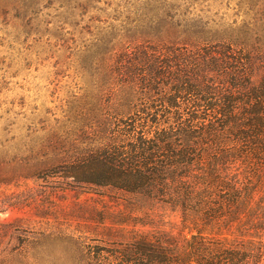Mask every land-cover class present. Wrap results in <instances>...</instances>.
<instances>
[{"label": "rangeland", "instance_id": "rangeland-1", "mask_svg": "<svg viewBox=\"0 0 264 264\" xmlns=\"http://www.w3.org/2000/svg\"><path fill=\"white\" fill-rule=\"evenodd\" d=\"M263 82L264 0H0V264H114L144 237L194 233L174 183L128 192L66 178L79 161L101 175L105 159L110 173L162 166L189 183L214 170L252 189L257 229L244 211L205 233L264 264V155L240 137L253 135L247 94ZM158 139L186 150L185 168L166 151L135 168L131 149Z\"/></svg>", "mask_w": 264, "mask_h": 264}, {"label": "trees", "instance_id": "trees-1", "mask_svg": "<svg viewBox=\"0 0 264 264\" xmlns=\"http://www.w3.org/2000/svg\"><path fill=\"white\" fill-rule=\"evenodd\" d=\"M261 91H252L251 94H247L249 99L248 104L251 109L247 114L250 120V124H246V128L253 133L248 135L242 133L244 136H240L242 139L250 137L247 142L254 146L252 152L255 156L264 155V82L261 84ZM206 101V100H205ZM235 102V101H232ZM237 102V101H236ZM246 104V103H244ZM228 101H222L224 117H228L230 107L227 106ZM207 107V106H206ZM259 115L263 116V122L259 119ZM252 140V141H251ZM158 143L162 145L161 149L151 148L143 143H139L137 147H133L132 160H134L135 168L146 169L149 165L154 164V160L160 157L159 152L166 151L173 154L171 147L166 144V141L158 139ZM186 150L178 154H173V157L169 156L172 160L169 161L168 167L172 169L185 168L187 165ZM84 161L77 162V166L68 168V175L66 178H70L76 182H82L86 184H92L99 187L110 186L116 189L125 190L128 192L142 191L147 188L151 190H158L162 192L167 190L169 186H176V191L173 195L179 204L181 213L183 216L192 214L195 216V220L191 221L193 225L191 230L194 233L179 238H155L144 237L137 240L127 248H122L113 256L114 264H258L259 263V251L249 249L243 244H227L222 241L210 237L205 233L206 230L211 229L213 225L217 224L219 218L225 217L227 226H232L242 212H246L248 220L246 222L248 229H257L254 220L258 218L257 209L259 207L249 208L250 200L253 197V190L243 187L241 190L235 187V184L225 185L218 180L215 175L216 171L211 170L208 173H204L203 178L199 181L186 182L182 175L171 177L165 173V168L161 166V170L149 172V174H143L140 171L137 172H111V162H104L95 160L94 165H99L104 169V173L96 175L94 173L88 174L87 169L89 166L83 165ZM174 162V163H173ZM125 165H120L119 168L124 169ZM126 166L131 169L132 163ZM77 167V168H76ZM176 167V168H175ZM110 169V170H109ZM214 169V168H213ZM176 178V179H175ZM201 189L203 196H197V190ZM227 190V196H220L219 190ZM218 196L221 199L220 202L213 201ZM199 197V198H198ZM249 209V210H248ZM190 213V214H189ZM186 223V220L183 221ZM112 261V263H113Z\"/></svg>", "mask_w": 264, "mask_h": 264}]
</instances>
